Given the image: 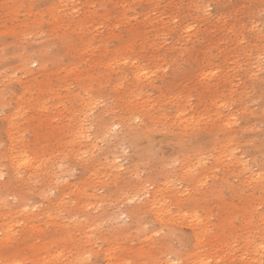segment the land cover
Instances as JSON below:
<instances>
[{
	"label": "rangeland",
	"instance_id": "rangeland-1",
	"mask_svg": "<svg viewBox=\"0 0 264 264\" xmlns=\"http://www.w3.org/2000/svg\"><path fill=\"white\" fill-rule=\"evenodd\" d=\"M0 175V264H264V0H0Z\"/></svg>",
	"mask_w": 264,
	"mask_h": 264
},
{
	"label": "bare ground",
	"instance_id": "bare-ground-1",
	"mask_svg": "<svg viewBox=\"0 0 264 264\" xmlns=\"http://www.w3.org/2000/svg\"><path fill=\"white\" fill-rule=\"evenodd\" d=\"M207 5V4H206ZM207 9V8H206ZM202 10V9H201ZM208 10V9H207ZM203 11V10H202ZM50 12V11H49ZM129 49V48H128ZM261 63V62H260ZM109 64V63H108ZM142 68V67H141ZM141 70V69H140ZM254 73V72H253ZM150 74V73H149ZM206 74V73H205ZM148 78V77H147ZM27 104V103H26ZM113 128V127H112ZM85 130V129H84ZM119 138V137H118ZM16 140V139H15ZM115 140V139H114ZM123 146V145H122ZM115 149V148H114ZM15 156V155H14ZM23 157V156H22ZM28 157V156H27ZM14 161H16V158H15V160ZM31 161V160H30ZM29 161V162H30ZM117 161V160H116ZM19 162V161H18ZM22 162V161H21ZM26 162V161H25ZM28 162V163H29ZM27 163V162H26ZM21 165V164H20ZM25 165V164H24ZM27 165V164H26ZM1 176V175H0ZM138 189V188H137ZM197 219V218H196ZM5 238H6V236H5ZM25 238V237H24ZM2 240V239H1ZM8 242V241H7ZM50 243V242H49ZM52 243V242H51ZM8 244V243H7ZM7 244H5V245H7ZM24 244V243H23ZM43 247V246H42ZM44 247H45V244H44ZM20 248V247H19ZM22 249H23V246L21 247ZM23 251V250H22ZM16 252H18V251H16ZM12 256V255H11ZM7 258V257H6ZM9 263H11V262H9ZM11 264H13V263H11Z\"/></svg>",
	"mask_w": 264,
	"mask_h": 264
}]
</instances>
